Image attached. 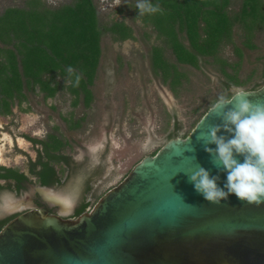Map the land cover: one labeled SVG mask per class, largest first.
Listing matches in <instances>:
<instances>
[{"label":"water","instance_id":"obj_1","mask_svg":"<svg viewBox=\"0 0 264 264\" xmlns=\"http://www.w3.org/2000/svg\"><path fill=\"white\" fill-rule=\"evenodd\" d=\"M245 91L264 103V84ZM220 122L210 106L186 136L143 156L75 218H68L73 197L52 187H32L20 198L4 195L0 216L17 215L0 230V264H264V203L233 194L212 204L189 181L198 163L220 176V187L226 182L227 173L197 140ZM33 194L56 206L57 214L35 206Z\"/></svg>","mask_w":264,"mask_h":264},{"label":"rangeland","instance_id":"obj_2","mask_svg":"<svg viewBox=\"0 0 264 264\" xmlns=\"http://www.w3.org/2000/svg\"><path fill=\"white\" fill-rule=\"evenodd\" d=\"M27 1L0 0V14L7 7H25ZM41 1L50 8L73 2ZM93 1L102 28L113 21H124L132 28L134 37L114 42L109 33L102 34V56L91 87L93 99L90 106L85 107L83 97L73 106L72 95L61 88L50 99L26 91L27 97L21 103L23 110L14 108L21 130L39 137L53 132L67 141L64 154L69 157L68 168L54 189L73 197L74 211L84 197L93 205L143 156L159 149L176 128L180 134L186 135L218 95L229 93L226 88L228 78L212 58H202L198 68L175 61L171 50L162 47L154 28L144 24L138 16L137 0ZM240 5L241 0H231L230 13L237 12ZM244 41V31L236 24L232 42L222 45L220 57L229 63H238L236 75L244 84L230 88L248 90L255 83L262 82L264 29L255 32L251 40L253 48L245 46ZM155 45H161V57L173 64L170 72L175 69L184 73L180 84L172 86L169 79L165 81L164 75L156 73L152 61V46ZM236 47L240 49V56ZM212 76L217 77L218 83H213ZM10 116L0 115V126L10 121ZM70 118L73 121L83 119L79 127L70 129L67 123ZM6 135L8 140L0 141L1 163L22 166L21 156L24 154L17 147L34 157L35 152L27 142L20 139L14 142L9 133ZM145 143L152 146L150 151L144 150ZM94 147L96 152L91 151ZM88 187L90 190L86 193ZM6 194L15 197L8 190L1 196Z\"/></svg>","mask_w":264,"mask_h":264},{"label":"trees","instance_id":"obj_3","mask_svg":"<svg viewBox=\"0 0 264 264\" xmlns=\"http://www.w3.org/2000/svg\"><path fill=\"white\" fill-rule=\"evenodd\" d=\"M152 3L159 4L164 14L139 17L144 24L154 28L163 43L162 47L171 50L177 63L198 68L202 58H212L228 78L227 89L232 85L244 84L236 75L238 63H229L220 57V50L224 43L232 42L236 24L244 31V45L254 47L251 40L255 32L264 29V0H241L239 10L232 14L228 9L231 0H152ZM105 32L114 41L134 37L132 28L124 21H113L100 27L93 0H73L56 8L44 6L41 0H28L25 7H7L0 14V43L4 45L0 47V115H10L15 104L22 109L26 88L32 90L38 87L45 92V98L53 96L59 87L55 78L60 76L69 80V66L82 74L78 87L72 83L65 85L73 97L72 105L76 106L83 97L85 107H89L93 99L91 86L96 78L101 54L100 40ZM160 46H152L155 71L164 75L165 81L169 79L172 86L178 85L184 73L175 69L170 72L173 64L161 57ZM235 50L240 56V49L236 47ZM72 81L74 83V77ZM262 84L264 72L262 82L255 83L248 90L257 89ZM82 119H68V127H79ZM179 134V128H176L168 139ZM34 141L43 145L46 156V160L41 162L38 183L47 187L58 186L63 174L60 161L69 162V157H63L61 153L68 146L67 141L56 134H49L48 141ZM53 164H58V173ZM24 178L25 175L18 168L0 166V179L16 181L15 189L20 187ZM89 190L90 187L86 193ZM91 206L92 203L84 197L71 218ZM13 217L1 221L0 230Z\"/></svg>","mask_w":264,"mask_h":264},{"label":"clouds","instance_id":"obj_4","mask_svg":"<svg viewBox=\"0 0 264 264\" xmlns=\"http://www.w3.org/2000/svg\"><path fill=\"white\" fill-rule=\"evenodd\" d=\"M135 8L138 9V16L164 14V9L159 4H153L152 0H137ZM67 73V83L78 87L82 74L71 66L67 68ZM212 81L218 83L217 77L212 76ZM250 95L235 86L230 95H218L211 110L221 122L211 125L207 133L197 137L203 142L211 163L219 171L227 173L223 187L218 184L219 175H211L198 163L195 170L187 173L195 191L209 203L220 205L233 194L248 204L264 203V103H254L248 99ZM221 132L227 135L219 134ZM213 144L215 148L209 147ZM151 147L147 143L143 145L145 151H150ZM96 150L95 147L91 149L93 152ZM238 157H242L243 162ZM193 158L196 159L195 156Z\"/></svg>","mask_w":264,"mask_h":264},{"label":"flooded vegetation","instance_id":"obj_5","mask_svg":"<svg viewBox=\"0 0 264 264\" xmlns=\"http://www.w3.org/2000/svg\"><path fill=\"white\" fill-rule=\"evenodd\" d=\"M230 88H228L229 90ZM230 92V91H229ZM19 111V109H18ZM11 118L10 121L7 123H4L0 126V141H6L8 140V137L6 134H10L13 138V141L16 142L17 139H20L21 141L27 142L30 147L33 148L35 155L34 157H31L29 154L25 153L20 147H17V150L24 154V156H21L22 159V166L15 164V165H6L0 162L1 167L6 168H18L20 173H23L25 175V178L20 182V187L18 189H15L16 181H9L0 179V186L2 187L0 189V205L2 204V197L1 193L8 190L10 192H13L15 194V198H20L25 196V194L29 193L32 187L35 186H41L38 183V174L41 171V162H44L46 160L45 152L43 150V145L41 143H37L34 140H42V141H48V135L49 134H55L53 132H47L43 137H39L36 135H32L29 132L23 131L19 127V121L16 119L17 112L13 111L10 114ZM57 135V134H56ZM179 136H182V134H179ZM62 156H67L64 154V150L61 152ZM61 166L63 168V172L68 168L69 162H64L63 160L60 161ZM54 168L56 169L57 173L59 172L58 164L56 166L53 164ZM10 184V187L7 188V185ZM54 188V187H52ZM32 202L35 206L38 208L44 209L49 211L51 214H57L58 208L56 206L48 205L46 202H44L37 194L31 195ZM15 214H3L0 216V222L4 221L5 219L16 216ZM13 217V218H14ZM68 218H71V216H68Z\"/></svg>","mask_w":264,"mask_h":264},{"label":"crops","instance_id":"obj_6","mask_svg":"<svg viewBox=\"0 0 264 264\" xmlns=\"http://www.w3.org/2000/svg\"><path fill=\"white\" fill-rule=\"evenodd\" d=\"M42 3H43V1H41ZM44 5V4H43ZM95 5V4H94ZM45 6V5H44ZM61 6V5H60ZM47 7V6H46ZM59 7V6H58ZM50 8V7H49ZM56 8V7H55ZM5 10V9H4ZM98 15V14H97ZM101 27V26H100ZM111 36V35H110ZM102 37V36H101ZM113 40V39H112ZM126 40H128V39H126ZM125 41V40H124ZM114 42H123V41H114ZM0 47H4V45L2 44V43H0ZM100 48H101V40H100ZM101 56H102V50H101V54H100V59H99V63H98V67H97V71H98V68H99V64H100V60H101ZM96 76H97V72H96ZM56 79V81L59 83V87H58V89H57V91L55 92V94L53 95V96H51V97H48V98H45V92H43V91H40L39 90V88L38 87H35V88H33L32 90L30 89H25L24 90V92H25V95H26V97H27V94H26V91L27 92H34V93H36V94H41L42 95V97L43 98H45V99H50V98H53V97H55L56 96V94H57V92L62 88H64L65 90H66V88H65V85H67L68 83H67V81L68 80H64V78H62V77H60V76H58V77H56L55 78ZM95 81V80H94ZM94 84V83H93ZM92 87V86H91ZM18 105L16 104V105H14L13 106V111H14V108H16V109H18Z\"/></svg>","mask_w":264,"mask_h":264}]
</instances>
